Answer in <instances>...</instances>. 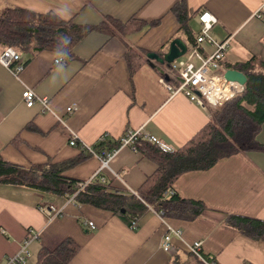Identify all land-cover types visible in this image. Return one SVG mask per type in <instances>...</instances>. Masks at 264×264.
<instances>
[{"label":"crops","instance_id":"0c3cea01","mask_svg":"<svg viewBox=\"0 0 264 264\" xmlns=\"http://www.w3.org/2000/svg\"><path fill=\"white\" fill-rule=\"evenodd\" d=\"M179 0H0V12L10 6L38 14L51 13L77 25L97 26L105 17L120 22L136 18L144 27L126 36L109 38L92 31L74 48L75 59L56 63L55 52L41 51L17 76L0 64V157L29 167L47 161L60 163L87 153L69 146L70 132L77 143L91 147L102 135L119 140L127 130L142 128L167 152L184 146L209 121L203 111L182 94H169L158 82L164 66H150L147 54L161 56L179 39L190 46L172 12ZM262 0H185L189 25L199 32L198 15L207 11L216 19L211 34L228 42L223 72L255 60L264 62ZM152 22H156L154 25ZM129 49L144 54L145 63L130 77ZM259 69V68H257ZM31 89L46 98L51 112L24 105L21 96ZM75 107L68 115L67 108ZM264 145V123L257 136ZM92 154L64 173L68 179L88 182L101 167ZM156 165L137 151L122 147L102 171L111 189L138 191ZM101 173V172H100ZM183 199L202 202L206 211L191 222L159 218L148 211L132 230L120 218L91 206L66 204L64 198L24 187L0 185V264L14 256L27 230L38 233L30 260L41 248L53 250L70 239L78 253L68 264H199L187 245L200 242L203 253L219 264H264V243L252 241L224 224L226 216L264 221V154L251 152L219 160L206 171L181 175L173 185ZM62 210L52 221L39 210ZM92 222L95 229L85 225ZM170 248H161L164 236Z\"/></svg>","mask_w":264,"mask_h":264},{"label":"trees","instance_id":"16d2710c","mask_svg":"<svg viewBox=\"0 0 264 264\" xmlns=\"http://www.w3.org/2000/svg\"><path fill=\"white\" fill-rule=\"evenodd\" d=\"M172 12L180 24L179 32H183L188 43L193 44L196 35L189 25L185 0H179ZM144 26V22L136 18L120 22L111 17H105L97 26H82L72 20L63 21L51 13L38 14L7 6L0 12V51L13 48L20 55L19 63L24 66L41 51L55 52L67 63L76 58L74 48L92 31L114 38L139 31ZM161 54L159 51V56ZM144 63V54L133 49L127 51L126 64L130 77ZM230 68L246 77L242 93L210 109L207 124L184 146L164 152L156 144L145 140L135 142L136 151L156 165L153 174L138 189L137 197L127 190L111 189L110 182L101 172L78 191L76 205L109 212L132 230L137 229L139 220L150 209L164 218L186 222L200 217L206 211L205 205L183 199L173 190L174 183L181 175L209 170L219 160L233 155L251 152L264 154V145L257 140L264 123V62L250 60ZM119 145V140L105 138L92 146L93 153L84 152L60 163L49 160L29 167L10 163L0 157V185L24 187L64 198L76 192L78 184L82 183L66 178V171L92 154L105 157ZM224 224L252 241L264 243V221L229 215ZM78 251V245L67 239L51 251L39 249L32 264H68ZM173 262L180 264L178 257Z\"/></svg>","mask_w":264,"mask_h":264},{"label":"built area","instance_id":"2783aa9c","mask_svg":"<svg viewBox=\"0 0 264 264\" xmlns=\"http://www.w3.org/2000/svg\"><path fill=\"white\" fill-rule=\"evenodd\" d=\"M260 12H264V0H262L257 14ZM205 17L208 19H205ZM216 22L215 17L209 12H200L198 15L200 29L194 38L193 44L187 47L184 55L175 59L169 65H164L162 74L158 79L159 84L169 92V94L173 96L182 94L205 112H209V109H215L219 104L232 99L243 91V86L236 83L238 88L234 89L230 94H225L226 87L235 82H228L224 78L221 63L225 58L228 42H218L213 38L211 31ZM19 61L20 55L13 48L8 47L0 51V64L15 76L20 74L24 69V65L19 63ZM63 62L61 57L56 60V63ZM21 100L28 108H31L36 103L39 104L42 108L41 113L43 114L51 112L48 100L38 97L31 89L23 91ZM73 111H75V107L67 108L68 115ZM105 138H108V136L102 135L99 141ZM138 139L156 144L161 150L167 152V148L163 144L155 137L145 134L142 128L135 131L127 130L119 139L120 145L117 149L105 155V157H99L101 160V167L95 176L99 175L103 170L108 169L110 160L119 148L129 147L131 150L136 151L135 142ZM69 146L81 147L84 151L93 153L91 147L80 146V144L77 143L76 135L72 132H70ZM93 155L98 156L96 154ZM101 181L104 182V179L102 178ZM87 183L88 182L79 183L76 192L64 197L65 203L76 205V195ZM128 192L133 196H138L137 191L128 190ZM39 210L46 216L48 221H52L59 217L62 211L52 206H40ZM149 211L159 218H164L151 209ZM85 225L91 229H95L92 222H86ZM180 235L181 233L179 231L169 230L162 240L161 248L168 251L172 236L180 238ZM37 239V232L31 229L27 230L25 238L20 243L18 252L14 256L9 257L5 264H29L30 247ZM187 252L190 256L194 257L199 264H219L215 257L203 253L200 242L188 244Z\"/></svg>","mask_w":264,"mask_h":264},{"label":"water","instance_id":"95a60500","mask_svg":"<svg viewBox=\"0 0 264 264\" xmlns=\"http://www.w3.org/2000/svg\"><path fill=\"white\" fill-rule=\"evenodd\" d=\"M187 46L179 39L173 40L168 47V50L162 56H159L155 53L147 54V62L150 66L154 67L155 64L160 65H169L175 59H178L185 54ZM224 78L228 82H235L241 86H244L246 83V77L239 71L234 69H229L224 72Z\"/></svg>","mask_w":264,"mask_h":264},{"label":"bare ground","instance_id":"6f19581e","mask_svg":"<svg viewBox=\"0 0 264 264\" xmlns=\"http://www.w3.org/2000/svg\"><path fill=\"white\" fill-rule=\"evenodd\" d=\"M238 88V85L236 83H233V84H229L227 87H226V91H225V94H230L234 91V89ZM213 100V99H212Z\"/></svg>","mask_w":264,"mask_h":264},{"label":"rangeland","instance_id":"374dc122","mask_svg":"<svg viewBox=\"0 0 264 264\" xmlns=\"http://www.w3.org/2000/svg\"><path fill=\"white\" fill-rule=\"evenodd\" d=\"M34 260H35V254H33V257H32V259L30 260V262H34Z\"/></svg>","mask_w":264,"mask_h":264},{"label":"clouds","instance_id":"9594fccd","mask_svg":"<svg viewBox=\"0 0 264 264\" xmlns=\"http://www.w3.org/2000/svg\"><path fill=\"white\" fill-rule=\"evenodd\" d=\"M66 42H68L67 38L64 39Z\"/></svg>","mask_w":264,"mask_h":264},{"label":"snow or ice","instance_id":"6c2138e0","mask_svg":"<svg viewBox=\"0 0 264 264\" xmlns=\"http://www.w3.org/2000/svg\"><path fill=\"white\" fill-rule=\"evenodd\" d=\"M205 19H208L207 17H205Z\"/></svg>","mask_w":264,"mask_h":264}]
</instances>
